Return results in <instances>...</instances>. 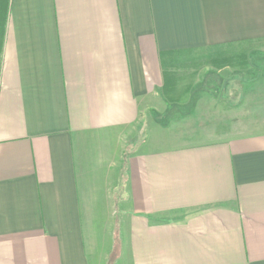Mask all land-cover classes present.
<instances>
[{"label":"crops","instance_id":"obj_1","mask_svg":"<svg viewBox=\"0 0 264 264\" xmlns=\"http://www.w3.org/2000/svg\"><path fill=\"white\" fill-rule=\"evenodd\" d=\"M263 46L264 0H7L0 264H264Z\"/></svg>","mask_w":264,"mask_h":264},{"label":"rangeland","instance_id":"obj_2","mask_svg":"<svg viewBox=\"0 0 264 264\" xmlns=\"http://www.w3.org/2000/svg\"><path fill=\"white\" fill-rule=\"evenodd\" d=\"M263 54H264V48H262V47L257 48V51H255V53L252 56H249V58H251V59H249V63H252L253 59H255L254 64L256 62L259 63L264 58ZM229 83L231 85V81ZM237 83L240 84L239 80ZM231 97H233V95L230 94V98ZM214 104H215V106H218V105H216L215 100H214ZM257 114H258L259 119L262 116L264 117V114H261L260 112H257ZM169 116H173V114H169ZM248 116H249V113L244 114V118L248 117ZM163 118H164V115L161 112L156 113V119L153 118L154 124H156L153 127V130L155 131V133L152 131V129H149L148 126L145 127V141H144V142H146L145 146L150 147L149 143L151 141H155L154 144L157 143V145H158L161 142H163L164 139L169 140V138L172 135H176V136H173L172 138H174V137L177 138V141L182 140L186 143L200 142V141H205L208 138L209 139L211 138V136H209V135H206V137L204 136L208 131H211L210 129H207L208 125H210V123L208 121H203L201 119H198L197 121H193L194 123L192 122L189 125V126H192L191 128H185L186 125H185L184 120L181 122L176 121V122H173V129L171 130L169 127H167V128L165 127V125L167 126L169 124V121L168 122H165V121L161 122V119H163ZM254 119L257 120V118H254ZM246 120L251 121L248 118H246ZM159 123H163L164 127L163 128L160 127ZM200 132L203 133V137H205L204 138L205 140L202 139L201 137H199V138L195 137V135L200 133ZM142 134H143V129H141V143L143 142L142 141ZM147 135H148V138H147ZM175 138L172 140L176 141ZM112 260L115 261L114 258ZM117 264H119V263H117Z\"/></svg>","mask_w":264,"mask_h":264},{"label":"trees","instance_id":"obj_3","mask_svg":"<svg viewBox=\"0 0 264 264\" xmlns=\"http://www.w3.org/2000/svg\"><path fill=\"white\" fill-rule=\"evenodd\" d=\"M6 11H7V0H0V35L2 33Z\"/></svg>","mask_w":264,"mask_h":264}]
</instances>
